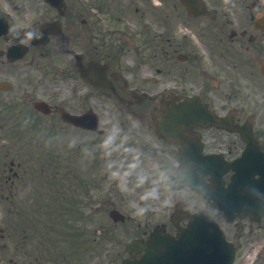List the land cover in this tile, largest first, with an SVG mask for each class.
<instances>
[{
    "label": "flooded vegetation",
    "instance_id": "1",
    "mask_svg": "<svg viewBox=\"0 0 264 264\" xmlns=\"http://www.w3.org/2000/svg\"><path fill=\"white\" fill-rule=\"evenodd\" d=\"M202 2L205 10L194 13L180 0H0V11L12 15L14 28L12 41L0 38V82L11 84L8 90L0 89V199L5 206H14L16 226L28 169L23 159L45 149L52 132H60L64 177L71 178L74 172L65 155L74 153L82 174L78 173L79 195L89 200L90 189L91 202L99 167L128 172L131 181L122 178L123 184L116 185L145 193L163 182L160 164L180 171L184 154L220 159L223 173L248 140L264 149V0ZM44 29L49 33L43 34ZM13 44L36 46H30L22 59L8 62L2 46L8 49ZM49 54L62 59L57 103L44 83L48 73L35 67ZM141 94L155 98L140 99ZM186 101L194 116L182 131L186 134L169 136L157 129L155 111L178 108ZM41 102L48 104L51 115L35 110ZM58 108L73 116L91 112L97 127L82 129L61 121ZM36 124L42 135L33 146L40 150H16L14 130L26 136ZM181 141L188 145L177 144ZM101 145L112 153L110 162L99 160L100 155L106 160L99 153ZM213 175L202 176L200 185L211 186L217 179ZM231 175L226 172L222 180L227 183ZM171 195L170 203L178 211H168V200L153 201L152 213L160 218L152 230L177 236L187 223L186 213L203 211L214 217L233 244L234 264H264L263 220L243 217L226 223L189 188ZM108 205L109 211L128 213L127 204ZM126 219L130 222L127 215ZM75 221L82 229L80 214ZM135 223L136 237H148L152 231L148 224L140 229ZM110 232L112 236L113 229ZM21 233L0 229V264L6 259L11 264H46L49 254L39 247L24 250L29 260L17 255L24 249L18 246ZM13 239L18 251L8 257L11 248L1 243ZM59 254L64 259L62 249Z\"/></svg>",
    "mask_w": 264,
    "mask_h": 264
},
{
    "label": "rangeland",
    "instance_id": "2",
    "mask_svg": "<svg viewBox=\"0 0 264 264\" xmlns=\"http://www.w3.org/2000/svg\"><path fill=\"white\" fill-rule=\"evenodd\" d=\"M62 59L59 56H53L49 54L48 57L45 58H40L38 60V65L35 66L36 69L47 72L48 77L46 81L44 82L46 85L49 86V92L52 98H55V103L58 102V97L57 93L60 91L63 83L60 81V70L62 69V64H61ZM55 73V76L53 75ZM57 140V146L55 150L58 152L59 150V144ZM61 143V140H60ZM100 154L104 153V157H106V160H103L102 156H99V160L102 161H109L112 159V153L110 151H106L102 145L99 148ZM40 157H35L30 159V165L31 166H40ZM35 160H38L37 163ZM58 164H55V169L58 171ZM110 165V164H109ZM109 176V179L107 183L112 184L113 188H117L118 192L116 190H113L112 192V199H114L117 203L120 204H127L128 205V211L131 213L129 215L133 216L134 218H137L141 223H144L145 220V215H147L146 220L148 221L149 227H151L155 222L158 221L160 218L159 215H154L153 213L150 212V210H153V201L159 202L160 200H168L166 204L170 202V200L173 198L171 195L167 194L162 190L160 185L158 186H151L150 190H145V193L140 192L138 190L137 193L136 190H126L122 188L120 185L119 187L116 185L117 184H123L122 183V178L123 181H131V176H129L128 172H115L112 167L109 168V171L107 168H101L99 167L98 171V180L102 184L101 190L105 188L107 184L104 183L106 176ZM59 173H54L51 168L50 172L48 171H40V168L37 170V175L35 178H26V183H30L29 185L25 186L26 194L27 192L31 193L35 189L36 183L38 181L40 182H45L48 183L49 185L44 186L43 192L46 191L49 186L50 187H55V185L58 184L59 180ZM26 185V184H25ZM23 187V186H22ZM139 189V188H138ZM50 192V191H49ZM51 193V192H50ZM39 194H41V190L39 191ZM97 195V193H96ZM139 197H147L150 199L146 204L149 206L148 209L144 210L143 206L139 205L137 206V200L140 198ZM31 198V196H30ZM53 198L52 193L47 196V199L51 200ZM143 210V211H141ZM11 212V211H10ZM8 212L6 209V206H1L0 207V223L3 228L5 227H10L12 224L14 225V210L13 214ZM100 214H103L101 212ZM10 215L8 218L7 216ZM13 215V217H12ZM106 215V214H105ZM5 219H8L11 223L6 225ZM13 222V223H12ZM110 222L104 219L102 222L103 225L109 224ZM1 228V227H0ZM117 229H120V234H116L114 240L112 241V247L111 245H107V248L104 249V252L102 254L99 252L97 256H90L89 259L85 260V264H89L91 261L97 259L98 264H120L122 259L126 256V253L124 252V245L125 242L130 240L132 234L134 233L132 228L130 227V224L127 223L125 225H118ZM101 247H106L104 244H99Z\"/></svg>",
    "mask_w": 264,
    "mask_h": 264
},
{
    "label": "water",
    "instance_id": "3",
    "mask_svg": "<svg viewBox=\"0 0 264 264\" xmlns=\"http://www.w3.org/2000/svg\"><path fill=\"white\" fill-rule=\"evenodd\" d=\"M242 166V165H240ZM258 189V190H257ZM256 190L259 192L258 198H253V201H249L248 203H239L238 208L232 207L234 210H239L243 212H248L252 210L255 215H264V185H258ZM209 234L203 235L199 233L200 228L197 224L192 225L191 230L195 233V239H200L197 248H194V257L190 258L189 264H230L232 261V254L229 250H225V244L220 238L217 231L214 228L213 224H210ZM154 242V241H153ZM141 247L146 249L147 256L141 262L136 263L133 260H128L126 264H157V247L156 243L150 247H144V245L139 242H131L128 244L129 248L132 247ZM225 255V257H223ZM187 263V260H186Z\"/></svg>",
    "mask_w": 264,
    "mask_h": 264
},
{
    "label": "clouds",
    "instance_id": "4",
    "mask_svg": "<svg viewBox=\"0 0 264 264\" xmlns=\"http://www.w3.org/2000/svg\"><path fill=\"white\" fill-rule=\"evenodd\" d=\"M141 211H143V210H141Z\"/></svg>",
    "mask_w": 264,
    "mask_h": 264
}]
</instances>
